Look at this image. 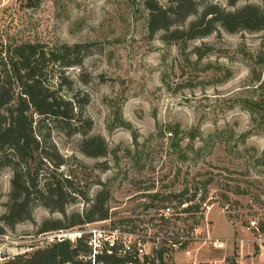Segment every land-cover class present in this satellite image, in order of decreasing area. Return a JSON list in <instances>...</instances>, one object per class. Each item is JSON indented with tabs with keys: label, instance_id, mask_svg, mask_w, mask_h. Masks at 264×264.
I'll use <instances>...</instances> for the list:
<instances>
[{
	"label": "rangeland",
	"instance_id": "1",
	"mask_svg": "<svg viewBox=\"0 0 264 264\" xmlns=\"http://www.w3.org/2000/svg\"><path fill=\"white\" fill-rule=\"evenodd\" d=\"M249 3L262 1L197 2L200 12L208 4L233 10ZM148 17L146 0H0V47L90 45L82 66L69 72L90 95L89 135L103 136L108 152L87 156L79 149L83 135L53 132L65 158L61 171L78 169L89 196L69 203L67 213L83 212L106 186L109 218L88 229L140 226L141 234L162 237L181 228L191 236L197 227L198 238L183 251H167L168 264H264L256 239L264 234V118L248 110L250 99L264 95V30L230 33L218 25L205 37L165 41L164 31L149 34ZM11 179L4 169L1 212ZM168 204L177 214L166 224L158 213ZM188 205L199 207L184 210ZM50 217L64 216L39 205L32 221L0 235V261L37 249Z\"/></svg>",
	"mask_w": 264,
	"mask_h": 264
},
{
	"label": "trees",
	"instance_id": "2",
	"mask_svg": "<svg viewBox=\"0 0 264 264\" xmlns=\"http://www.w3.org/2000/svg\"><path fill=\"white\" fill-rule=\"evenodd\" d=\"M261 1L262 4L249 3L233 10L208 4L200 12L198 0H167L166 4L146 0L149 10L147 29L151 36L164 31L165 41L176 42L205 37L218 25L230 33L262 31L264 0ZM228 2L235 7L239 0ZM192 15L196 18L186 28L179 26ZM89 46L87 43L65 42L52 45L42 42L1 44L0 174L10 168L12 179L5 211L0 210V235L7 229L13 230L19 223L32 221L39 205L64 216L46 218L41 223V233L109 218L108 202L112 195L106 186L97 192L83 212L67 213L69 203L78 197L89 200V196L87 191L80 189L78 175L81 173L78 169L77 172L71 170L69 175L61 171L65 158L52 139L54 131L67 136L81 134L83 139L79 149L85 155L100 157L108 152L103 136L89 135L93 120L85 110L90 95L75 86L69 72L73 67L82 66L89 54ZM82 81L87 82L86 79ZM262 96L248 101V110L253 117L257 114L264 118ZM168 129L175 133L172 127ZM1 198L0 192V207ZM198 207L188 205L184 210ZM178 235V231H166L161 242L155 245L152 240L151 250L141 256L136 246L124 253L121 242H118L112 248L103 247L93 257L89 235L84 234L74 242L64 240L46 244L31 253L0 261V264H168L166 254L173 248L166 244L165 238L176 241Z\"/></svg>",
	"mask_w": 264,
	"mask_h": 264
},
{
	"label": "built area",
	"instance_id": "3",
	"mask_svg": "<svg viewBox=\"0 0 264 264\" xmlns=\"http://www.w3.org/2000/svg\"><path fill=\"white\" fill-rule=\"evenodd\" d=\"M159 217L164 223H171L174 220L175 212L174 206L171 204L164 205L159 211ZM93 223H86L84 225L75 226L69 229H57L53 231L40 233L35 237V241H38V247L44 246L46 244H51L54 242H61L64 240H70L74 242L78 238H81L84 234L89 235V244L92 247V256L95 257L96 253L100 251L103 247L107 246L109 248L114 247L118 242L122 244V251L125 253L131 251L133 246L138 249V254L141 256L151 250H147V243H152L154 240L155 245H158L163 236L156 235V233H140V226L136 229H129L126 227H109L106 229L92 228L88 229L87 226H91ZM258 229V228H257ZM178 231L179 235L177 240L173 241L170 237H166V244L173 248L175 252L183 251V245L190 241V238H198L197 232L198 228L195 227L191 236H188L187 231L181 228ZM258 246L264 249V234L258 231L257 233ZM219 245V242L216 243ZM223 246V245H222ZM128 264H133L130 262Z\"/></svg>",
	"mask_w": 264,
	"mask_h": 264
}]
</instances>
